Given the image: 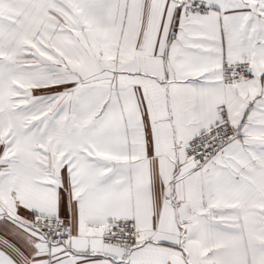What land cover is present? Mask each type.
Here are the masks:
<instances>
[{
	"label": "snow or ice",
	"instance_id": "snow-or-ice-1",
	"mask_svg": "<svg viewBox=\"0 0 264 264\" xmlns=\"http://www.w3.org/2000/svg\"><path fill=\"white\" fill-rule=\"evenodd\" d=\"M0 264H264V0H0Z\"/></svg>",
	"mask_w": 264,
	"mask_h": 264
}]
</instances>
